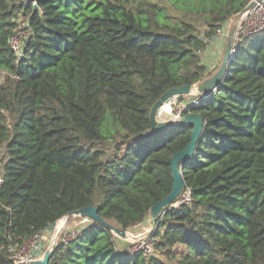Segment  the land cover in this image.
Wrapping results in <instances>:
<instances>
[{
    "label": "trees",
    "instance_id": "trees-1",
    "mask_svg": "<svg viewBox=\"0 0 264 264\" xmlns=\"http://www.w3.org/2000/svg\"><path fill=\"white\" fill-rule=\"evenodd\" d=\"M247 1L0 0V264L87 206L121 230L148 217L192 129L153 130L149 109L216 71L201 55ZM21 18L17 56L8 39ZM185 113L203 118L181 168L191 201L157 218L158 255L88 220L48 264H264V33L238 44L217 90Z\"/></svg>",
    "mask_w": 264,
    "mask_h": 264
},
{
    "label": "water",
    "instance_id": "water-1",
    "mask_svg": "<svg viewBox=\"0 0 264 264\" xmlns=\"http://www.w3.org/2000/svg\"><path fill=\"white\" fill-rule=\"evenodd\" d=\"M247 7L248 6H245L240 11V14ZM234 30H235V24H233L231 30L227 33L223 56L221 58L220 64L218 65L214 73L203 79L201 82H198L194 86L185 84L179 87L169 88L153 102V104L149 109V113H148L149 126L153 130H161L182 124H189L192 126L189 136V141L187 142V144L181 150L173 153L170 158V169L173 179L172 188L164 198L155 202L151 206L149 211V225H150L149 233L153 230L154 226L157 224L158 216L164 211V209L169 204H172L173 201L178 196H180V194L184 190V182L181 174V168L184 162L188 160V158L195 152L196 144L199 141V137L201 136L202 128H203V118L198 113L196 114L185 113L177 121H172V120L160 121L157 120V112L161 109V107L165 103H168L172 97L177 95L190 94L192 89H195L199 98H202L205 95H209L211 92L217 90V86L222 81V77L227 69V62L231 54L232 36ZM74 214H80L81 216L84 215L86 216V218H88L91 221L99 222L104 225H107L111 229V231L118 236H122L124 233H126L125 230L118 229L115 226L106 223L97 214V211L93 206H87L75 210L73 212L68 213L67 216ZM55 226H56V221L51 222L41 231L42 235L45 237V241H41V240L38 241L36 247H33L31 249L30 251L32 256L31 264H48L53 247L49 248V246H47L46 244L50 243V241L52 240L51 237L54 234ZM14 264H23V263H14Z\"/></svg>",
    "mask_w": 264,
    "mask_h": 264
},
{
    "label": "built area",
    "instance_id": "built-area-1",
    "mask_svg": "<svg viewBox=\"0 0 264 264\" xmlns=\"http://www.w3.org/2000/svg\"><path fill=\"white\" fill-rule=\"evenodd\" d=\"M246 6H248L238 17V21L232 36V48L231 55L236 50L239 43H241L244 39L249 36L264 33V0H248ZM18 27L13 30V33L9 36L8 42L11 47V50L17 55L20 56L22 54V48L24 44V38L27 36L28 31H26V24L24 18L18 20ZM220 30L217 32L215 38L220 37ZM214 38V39H215ZM229 57V59H230ZM214 66L211 65L209 67L210 70H213ZM206 96V95H205ZM204 96V97H205ZM202 97V98H204ZM202 98H199L195 89L191 91L190 94H184L182 96L177 95L170 99L173 101V112L176 118H180L183 112L191 105H196L200 102ZM169 101V102H170ZM158 117V115H157ZM2 183V178L0 175V184ZM191 201L190 190L184 188L182 193L180 194V199L176 200L172 203V206H177L182 203H189ZM44 237L42 233H36L31 238L23 242L21 246L17 248H13V254L11 255V264L14 263H23V264H31L32 256L31 249L36 247V244L40 239ZM71 237H68L69 239ZM148 241V240H147ZM151 243L148 241L147 245L142 246L138 245L137 249H142L144 255H150L151 251L149 246Z\"/></svg>",
    "mask_w": 264,
    "mask_h": 264
},
{
    "label": "rangeland",
    "instance_id": "rangeland-1",
    "mask_svg": "<svg viewBox=\"0 0 264 264\" xmlns=\"http://www.w3.org/2000/svg\"><path fill=\"white\" fill-rule=\"evenodd\" d=\"M239 14L236 17H233L229 21L222 24V27L220 29V32H221V38L220 39H222V41H221L222 43L218 47H215L214 44H209V46L205 50V53L201 55L202 63L207 64L209 66L220 64L221 58H222V55L224 52L227 33L231 30L233 24H235V27H236ZM201 28H202V26L199 27V30H201ZM169 104H170V109L168 112L165 111V110H168V107H169L168 103H165L161 107L163 110L160 109L157 112V115H158L157 120H160V121H165V120L177 121V120H179V118H176L174 116L175 114L172 111L173 106H175L173 104V101H170ZM179 199H180V197L177 200H179ZM63 218L65 219V224H64L63 228L56 235L55 234H54V236L52 235V240L50 241V243L46 244L47 246H51V243H52L51 247H54V245L56 244L58 239L63 234H65L66 239L68 237H71V238L75 237L77 235L78 229L81 228L84 224H86L87 221L89 220L88 218H83V216H81L80 214H74V215H70V216L65 215V216H63ZM63 220H61V221H63ZM149 230H150V225H149V215H148V217H146L141 223H138V224L133 225L132 227L126 229L125 231H126L127 235H124L123 237L122 236L117 237L118 245L121 247H122V245L123 246L126 245L128 251L129 250H131V251L136 250L138 245H142L145 247V245H147V242H148L147 236L149 235ZM53 238H55L54 241H53ZM40 240L45 241V237H42ZM149 248H150V251H152L151 255L154 253H155V255H158L157 252L153 251L152 246H149Z\"/></svg>",
    "mask_w": 264,
    "mask_h": 264
},
{
    "label": "bare ground",
    "instance_id": "bare-ground-1",
    "mask_svg": "<svg viewBox=\"0 0 264 264\" xmlns=\"http://www.w3.org/2000/svg\"><path fill=\"white\" fill-rule=\"evenodd\" d=\"M168 110H165V111H169V109H170V104H169V102H168ZM162 109V108H161ZM163 110V109H162ZM64 219V218H63ZM62 219V220H63ZM64 224H65V219L63 220V221H61V222H58V223H56V226H55V230H54V234L56 235L57 233H59L60 231H61V229L63 228V226H64ZM54 234H53V236H54ZM124 235H127V233H124L122 236H124ZM52 238V237H51ZM54 239L55 238H53V241H54ZM51 246H52V243H51ZM51 246H49V247H51Z\"/></svg>",
    "mask_w": 264,
    "mask_h": 264
},
{
    "label": "crops",
    "instance_id": "crops-1",
    "mask_svg": "<svg viewBox=\"0 0 264 264\" xmlns=\"http://www.w3.org/2000/svg\"><path fill=\"white\" fill-rule=\"evenodd\" d=\"M220 37H216L215 39H213L212 41H210V44H214L215 47H218L222 42V39H220ZM223 56V55H222ZM123 237V236H122Z\"/></svg>",
    "mask_w": 264,
    "mask_h": 264
},
{
    "label": "clouds",
    "instance_id": "clouds-1",
    "mask_svg": "<svg viewBox=\"0 0 264 264\" xmlns=\"http://www.w3.org/2000/svg\"><path fill=\"white\" fill-rule=\"evenodd\" d=\"M194 85H195V84H194ZM194 85H193V86H194ZM192 90H194V89H192ZM192 90H191V91H192Z\"/></svg>",
    "mask_w": 264,
    "mask_h": 264
}]
</instances>
